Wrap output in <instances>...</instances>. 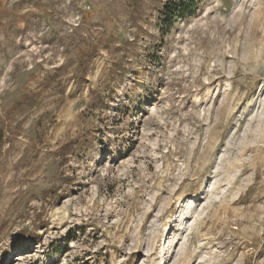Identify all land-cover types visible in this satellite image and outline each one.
<instances>
[{
    "label": "rangeland",
    "instance_id": "1",
    "mask_svg": "<svg viewBox=\"0 0 264 264\" xmlns=\"http://www.w3.org/2000/svg\"><path fill=\"white\" fill-rule=\"evenodd\" d=\"M179 1L0 0V264H264V0Z\"/></svg>",
    "mask_w": 264,
    "mask_h": 264
},
{
    "label": "trees",
    "instance_id": "2",
    "mask_svg": "<svg viewBox=\"0 0 264 264\" xmlns=\"http://www.w3.org/2000/svg\"><path fill=\"white\" fill-rule=\"evenodd\" d=\"M195 4V0H180L178 3H175V9H178V14L180 16L184 15L186 10L193 7ZM169 10V9H168ZM171 11V10H170ZM168 17H170L169 13H165Z\"/></svg>",
    "mask_w": 264,
    "mask_h": 264
}]
</instances>
